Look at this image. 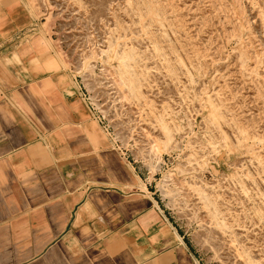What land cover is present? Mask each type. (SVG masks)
<instances>
[{
    "label": "rangeland",
    "instance_id": "obj_1",
    "mask_svg": "<svg viewBox=\"0 0 264 264\" xmlns=\"http://www.w3.org/2000/svg\"><path fill=\"white\" fill-rule=\"evenodd\" d=\"M25 1L196 264H264V0Z\"/></svg>",
    "mask_w": 264,
    "mask_h": 264
},
{
    "label": "crops",
    "instance_id": "obj_2",
    "mask_svg": "<svg viewBox=\"0 0 264 264\" xmlns=\"http://www.w3.org/2000/svg\"><path fill=\"white\" fill-rule=\"evenodd\" d=\"M43 23L0 0V264H196Z\"/></svg>",
    "mask_w": 264,
    "mask_h": 264
},
{
    "label": "built area",
    "instance_id": "obj_3",
    "mask_svg": "<svg viewBox=\"0 0 264 264\" xmlns=\"http://www.w3.org/2000/svg\"><path fill=\"white\" fill-rule=\"evenodd\" d=\"M82 89V88H81ZM82 91V96L86 99V101L88 102L89 106L91 107V109L93 108L92 107V104L90 101H88V97H86V94H85V91L84 90H81ZM93 111V110H92Z\"/></svg>",
    "mask_w": 264,
    "mask_h": 264
}]
</instances>
